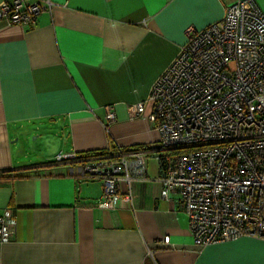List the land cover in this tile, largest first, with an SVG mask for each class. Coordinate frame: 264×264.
I'll list each match as a JSON object with an SVG mask.
<instances>
[{
	"label": "crops",
	"instance_id": "0c3cea01",
	"mask_svg": "<svg viewBox=\"0 0 264 264\" xmlns=\"http://www.w3.org/2000/svg\"><path fill=\"white\" fill-rule=\"evenodd\" d=\"M50 1L33 25L0 19V214L16 219L0 264H264V239L194 243L178 193L160 196L163 150L148 118L150 87L185 29L234 0ZM139 101L143 115L130 117ZM118 148L142 149L146 172L131 180L132 204L112 209L96 205L102 182L85 158L54 160Z\"/></svg>",
	"mask_w": 264,
	"mask_h": 264
},
{
	"label": "built area",
	"instance_id": "2783aa9c",
	"mask_svg": "<svg viewBox=\"0 0 264 264\" xmlns=\"http://www.w3.org/2000/svg\"><path fill=\"white\" fill-rule=\"evenodd\" d=\"M51 5L50 0H1L0 19L33 25ZM185 35L147 97L148 118L159 133L154 147L166 151L156 156L160 196L178 193L197 245L243 236L264 239V12L255 0H234L220 19L203 28L188 26ZM144 109L145 101L127 105L130 117ZM106 110V119L113 120L111 106ZM118 153L60 151L54 160L85 158L86 175L102 182L96 205L112 209L120 201L132 204L131 180L146 172L142 149L118 148ZM15 225L12 210L4 209L0 242L13 236Z\"/></svg>",
	"mask_w": 264,
	"mask_h": 264
},
{
	"label": "trees",
	"instance_id": "16d2710c",
	"mask_svg": "<svg viewBox=\"0 0 264 264\" xmlns=\"http://www.w3.org/2000/svg\"><path fill=\"white\" fill-rule=\"evenodd\" d=\"M117 151V148L115 147V146H113V149H112V153H115ZM178 152V151H182V149H179V150H173L172 152ZM103 153H105V152H103V151H95V152H90V153H86V154H84V155H97V154H103ZM164 153H166V151H163V153L162 154H164ZM161 154V155H162Z\"/></svg>",
	"mask_w": 264,
	"mask_h": 264
},
{
	"label": "rangeland",
	"instance_id": "374dc122",
	"mask_svg": "<svg viewBox=\"0 0 264 264\" xmlns=\"http://www.w3.org/2000/svg\"><path fill=\"white\" fill-rule=\"evenodd\" d=\"M35 135L33 134L31 137H30V139H32L33 140V137H34ZM37 142V141H36Z\"/></svg>",
	"mask_w": 264,
	"mask_h": 264
}]
</instances>
